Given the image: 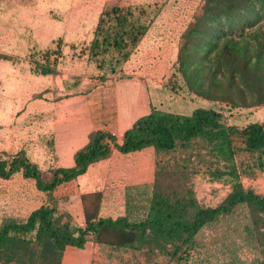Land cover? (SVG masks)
Wrapping results in <instances>:
<instances>
[{
  "label": "trees",
  "instance_id": "1",
  "mask_svg": "<svg viewBox=\"0 0 264 264\" xmlns=\"http://www.w3.org/2000/svg\"><path fill=\"white\" fill-rule=\"evenodd\" d=\"M153 17L147 6L104 7L93 38L78 55L86 57L100 79L119 73ZM182 37L171 80L174 90L182 87L180 73L199 96L232 107L264 105V0H204ZM52 43L38 57L30 55L34 74L57 71L67 42L58 37ZM148 146L155 150L153 188L143 198L128 200L125 215L97 218L95 210H86V227L76 229L44 203L24 220L3 222L0 264H62L65 249L85 247L90 235L100 244L161 257V264H264V193L242 182L244 176L264 171V121L237 126L212 107L189 114L153 107L122 142L98 130L76 152L74 166L50 168L47 177L23 150L0 154V177L21 172L51 195L57 185L83 174L114 149L128 153ZM196 158L204 171L192 165ZM200 171L231 186L214 206L197 197L192 177ZM208 230L216 232L209 243L202 240ZM245 248L253 254L250 260L242 257Z\"/></svg>",
  "mask_w": 264,
  "mask_h": 264
},
{
  "label": "crops",
  "instance_id": "2",
  "mask_svg": "<svg viewBox=\"0 0 264 264\" xmlns=\"http://www.w3.org/2000/svg\"><path fill=\"white\" fill-rule=\"evenodd\" d=\"M12 56L10 53V126L19 127L15 120L20 119L22 133L16 152L25 151L39 164L45 177L50 175V168L74 166L76 152L98 130L109 132L122 142L125 132L138 118L153 107L158 108L156 99L161 86L128 76L125 67L103 79L94 74L80 75L71 68L36 75L30 69V61L25 63ZM44 166L48 167L47 172L43 171ZM155 170L152 146L128 153L114 149L83 174L57 185L47 203L55 207L62 222L69 220L76 229L85 228L86 210H95L97 218L125 215L128 200L143 198L152 191ZM16 174L24 181L31 179L38 193L47 196L37 188L34 179L24 177L21 172ZM256 182L262 183L264 190V176ZM162 262L158 256L150 258L141 252L100 244L92 235L85 247L68 246L62 256V264Z\"/></svg>",
  "mask_w": 264,
  "mask_h": 264
},
{
  "label": "rangeland",
  "instance_id": "3",
  "mask_svg": "<svg viewBox=\"0 0 264 264\" xmlns=\"http://www.w3.org/2000/svg\"><path fill=\"white\" fill-rule=\"evenodd\" d=\"M203 1L0 0V154H15L22 139L21 120H15L19 126L18 131L12 124L10 126V53L16 59L21 58L20 61H30L32 71L30 55L37 54L38 57L40 50L54 45L52 40L63 37L67 45L63 48L64 55L59 59L57 70L63 72L71 68L80 75H95L93 66L78 52L83 43L93 38L98 17L104 7L115 3L147 6L154 15L147 33L123 67L128 76L149 80L161 86L159 98L156 99L159 109L189 114L197 107H212L222 112L228 124L237 126L264 121V105L241 104L232 107L225 101L199 96L187 87L180 73L177 74L182 87L173 89L171 80L176 70L184 30L200 11ZM71 43L78 47L72 48ZM26 66L25 69H28ZM171 161L174 162V157ZM192 165L204 171L198 158L194 159ZM47 170L48 167L44 166L43 171ZM201 171L192 177L197 197L205 205L214 206L227 195L231 186L222 181H213ZM263 174L264 171H261L253 177L244 176L242 182L246 187L264 193L262 183L256 182L257 178H263ZM48 199V194L38 193L31 179L24 181L18 174L11 178L0 177V227L10 217L26 219L32 209L42 202L47 203ZM215 234V231L208 230L202 240L209 243ZM242 257L250 260L253 254L245 248Z\"/></svg>",
  "mask_w": 264,
  "mask_h": 264
}]
</instances>
